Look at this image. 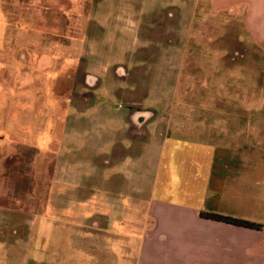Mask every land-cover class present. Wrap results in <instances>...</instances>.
Masks as SVG:
<instances>
[{
  "label": "rangeland",
  "instance_id": "obj_1",
  "mask_svg": "<svg viewBox=\"0 0 264 264\" xmlns=\"http://www.w3.org/2000/svg\"><path fill=\"white\" fill-rule=\"evenodd\" d=\"M192 3L0 0V264H92L71 237L110 201L147 202L162 135L264 124V47L235 15L165 18Z\"/></svg>",
  "mask_w": 264,
  "mask_h": 264
},
{
  "label": "crops",
  "instance_id": "obj_2",
  "mask_svg": "<svg viewBox=\"0 0 264 264\" xmlns=\"http://www.w3.org/2000/svg\"><path fill=\"white\" fill-rule=\"evenodd\" d=\"M200 1L207 2V8H200ZM192 5L185 13L167 10L165 18L204 23V18L220 13L235 15L242 19L251 48L264 47V0H193ZM235 44L228 47L231 57L241 56V51L235 52L241 47ZM234 121L228 139L220 142L162 135L147 202L142 204L139 197L110 201L105 209L112 212L100 221L94 218L77 226L83 233L72 236L69 247L92 264H264V124ZM123 150L119 145L121 158L128 156L120 153ZM201 213L241 219L261 228L213 220Z\"/></svg>",
  "mask_w": 264,
  "mask_h": 264
},
{
  "label": "trees",
  "instance_id": "obj_3",
  "mask_svg": "<svg viewBox=\"0 0 264 264\" xmlns=\"http://www.w3.org/2000/svg\"><path fill=\"white\" fill-rule=\"evenodd\" d=\"M201 216L206 217V218H210V219H213V220H218V221L231 223V224H235V225H240V226H245V227H251V228H256V229H260L261 228L260 224H255V223H252V222H248V221L241 220V219H236V218H231V217L220 215V214L201 213Z\"/></svg>",
  "mask_w": 264,
  "mask_h": 264
},
{
  "label": "flooded vegetation",
  "instance_id": "obj_4",
  "mask_svg": "<svg viewBox=\"0 0 264 264\" xmlns=\"http://www.w3.org/2000/svg\"><path fill=\"white\" fill-rule=\"evenodd\" d=\"M135 121L138 123H142L146 120L147 114L143 111H138L134 114Z\"/></svg>",
  "mask_w": 264,
  "mask_h": 264
},
{
  "label": "water",
  "instance_id": "obj_5",
  "mask_svg": "<svg viewBox=\"0 0 264 264\" xmlns=\"http://www.w3.org/2000/svg\"><path fill=\"white\" fill-rule=\"evenodd\" d=\"M95 79V78H94Z\"/></svg>",
  "mask_w": 264,
  "mask_h": 264
}]
</instances>
